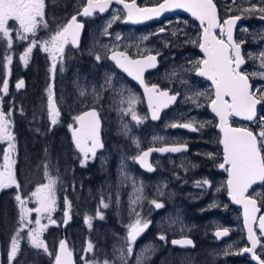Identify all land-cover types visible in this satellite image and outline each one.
I'll return each mask as SVG.
<instances>
[{
	"label": "rangeland",
	"instance_id": "rangeland-1",
	"mask_svg": "<svg viewBox=\"0 0 264 264\" xmlns=\"http://www.w3.org/2000/svg\"><path fill=\"white\" fill-rule=\"evenodd\" d=\"M61 1L68 6L63 7ZM138 1L144 5L147 4L145 1L149 3L154 0ZM48 2L54 7V10L50 8L49 11L51 22L44 19L47 26L40 25L35 37L30 33L26 34L29 39L34 38L37 41V46L33 47L27 57V63L21 57L30 43L28 39L18 38L16 30L19 28V23L9 20L11 47L8 46L7 38L0 36L3 47L1 48L6 51L3 58L5 69L0 84V100L3 101V93L6 97L9 94V89L4 92L3 82L5 80L9 82L8 76L12 75V71L7 72L15 62L11 52L12 47H17L22 41L26 42V47L21 49L18 60L22 72L34 73L36 67L32 58L38 53L46 55L48 61L45 68L48 72L43 71L47 76L42 82L39 99L34 108L30 109L31 134L27 142H30L33 149L37 144V149L32 152L36 153L35 159H29V155L26 154L23 155L24 161L19 158L18 143L15 138L16 125L13 120L15 110L18 108L13 102L2 107L5 104L0 101V111L11 120V133L15 144L14 150H9L8 142L0 141V170H3L4 154L7 152L10 159L15 161L13 170L19 184V188L13 185L15 188L11 186L0 189L2 191L13 189L12 196H2V202L0 201L1 214L9 216L7 222L12 225L10 237L4 232L1 237L4 240L7 238L11 247V240L18 230L19 242L22 240L30 242V228L44 226L42 236L43 231H48L51 227L63 229L62 226L65 225L66 236L59 234L56 238V247L59 240L65 237L76 264H105V262L137 264L138 260L140 264H252L244 263L237 258L239 242L242 240L239 236H245V233L239 222L238 211L230 208L224 195L226 190L223 183L226 179V171L218 168L223 162L221 137L217 130L219 135L216 131L212 133L216 118L208 109L209 102L214 98V92L208 82L196 76V62L203 59L198 47L201 35L198 23L191 22V19L185 16L184 20L173 18L156 22L153 29L145 24L140 26L124 24L125 13L118 5L110 6L103 13L96 12L91 16L81 17L79 20L86 27L85 35L76 48L66 45L64 52L57 54L51 84L52 59L50 53L43 50L42 42L49 40L57 31L63 29L69 17L77 15L86 0H48ZM44 3L46 4V0ZM221 8L223 16L234 11L235 16L239 15L243 18L235 31L237 43L241 45L242 55L246 61L241 66V70L249 75L254 91L264 90V79L251 75L253 72L264 71L260 67L264 59L262 57L264 12L258 10L264 8V0H226L221 3ZM45 9L46 6L44 14ZM247 9L252 10L245 11ZM62 12L70 13L66 20ZM117 16L119 19H114ZM122 48L136 57L158 53L163 58L156 75L160 76L164 87L168 88L167 85H170L173 87V93L178 91L179 98L173 108L165 111L163 116L161 114V120L152 122L147 117L141 93L116 66L113 67L108 57L109 53ZM96 56L100 59L97 60ZM8 57H11L10 63ZM20 81H23V85L17 87ZM12 85L16 94L25 97L27 86L24 79L16 78ZM49 87L53 90L60 111L55 125L51 123L47 107ZM82 91L83 95H81ZM259 94L257 92V95ZM130 95L135 97L132 111L139 118V122L132 119L131 112L125 111L128 108L127 99ZM96 107L99 108L104 127L112 134L106 137V145L95 158L90 154L85 158L84 153L73 147L70 129L76 124L74 120L76 116L88 108ZM262 118H264V102L258 106L256 119L253 122L259 130ZM184 123L194 125L197 134L186 128L180 129L182 127H177L178 131H176L173 129L175 127L171 126ZM43 124L44 127L41 126ZM205 133L209 136L203 138L201 134ZM185 138L191 139L189 143H194L197 152L207 157L204 161L206 164L198 162L187 152H180L169 157H156L158 164L161 163L160 171L156 170L151 174L147 172L149 176L146 178L142 175L143 170L139 168L135 158L143 151L141 149L144 143L156 141L163 144L184 141ZM47 139L52 140L54 155L49 148L43 147ZM72 148L73 154L69 150ZM32 156L30 154V157ZM54 159L58 164L54 163ZM28 161L29 164L25 166ZM22 165L25 167L21 171L19 168ZM87 166L93 167L95 177L86 178L84 181L83 172H88ZM29 167L33 174L30 180H34V183L22 181L31 177L27 170ZM48 176L56 179L53 210L42 215L31 212L28 219L32 223L22 227L19 219L20 203L15 197L21 196L26 202L25 208L38 207L32 193L37 187L48 183ZM205 180L209 184H204ZM138 189L142 191L138 193ZM207 190L213 199H208L209 201L204 204L199 203L198 197ZM256 193L255 197L260 202H264V187L257 189ZM138 196L140 198H137ZM152 201L162 204L163 207L156 208ZM219 207L227 210L228 213L208 215L204 212L205 209L219 210ZM137 214L142 224L148 222L150 226L134 243H131L132 251L128 253L127 248L130 243L127 240L128 226L135 222ZM226 215L227 222H224ZM0 219L3 225L5 220L3 217ZM37 219L40 220V225L35 223ZM220 227H228V232H232L233 235L215 239L214 231L224 229ZM240 229L242 232L239 235ZM60 232L62 233L61 230ZM161 236L165 239L161 240ZM183 236L197 237L198 246H194L195 249L180 248L171 243L172 239ZM51 239L49 235L48 242ZM89 243L93 245L91 251L87 250ZM2 245L3 241L0 246Z\"/></svg>",
	"mask_w": 264,
	"mask_h": 264
},
{
	"label": "snow or ice",
	"instance_id": "snow-or-ice-1",
	"mask_svg": "<svg viewBox=\"0 0 264 264\" xmlns=\"http://www.w3.org/2000/svg\"><path fill=\"white\" fill-rule=\"evenodd\" d=\"M112 2L113 0H86V6L83 7L82 15L91 16L97 9L100 12H104ZM115 2L123 4L124 9H126L127 19L134 23L158 17L162 13L172 9H184L200 21L203 33L202 42L198 44V47L203 51L204 58L196 62V71L198 75L211 80L215 86L214 98L211 99V108L219 116V127L223 132V139L220 141L223 144V163H220L219 167L229 173L227 181L228 195L235 203L243 204L244 207V222L247 226L248 240L251 241V247L245 248L243 251L252 252L259 264H264V260L256 256L254 251L259 238L253 230V224L256 223V213L259 209L256 200L245 195L248 189L257 181L264 182V118L260 121L261 129L258 133H254L247 127L233 128L229 124V117L231 116L254 121L256 119L257 105L264 102V90L256 89L254 91L252 85L249 83V75L241 70V65L245 63V60L241 53V45L233 39V27L241 17L237 15L225 19L223 24H221L214 0H161V2H158L153 7H139L135 0H131V3H127L125 0H115ZM44 7V0H0V36L7 38L8 46L11 47L12 40L9 30V20L19 23V28L16 30L18 38L28 39L30 43V46L21 57L25 63H27V57L32 52L33 47L37 46V41L34 38L29 39L26 34L30 33L32 37H35L40 25L47 26L44 21ZM251 10L247 9L245 11ZM258 10L264 12V8ZM114 19H119V17H114ZM82 27L83 25L77 22V17L74 15L66 27L57 31L49 40L42 42L43 50L51 55L53 69L56 67L57 54L63 53L64 46L69 41L73 44L77 43ZM216 28H220V37L214 32ZM262 57H264V54H262ZM7 59L10 63L11 57ZM96 59L99 60L100 57L96 56ZM111 59L116 62L119 68L123 69L129 76H133L141 84H144L142 79L143 72L147 68L156 66V57L151 55L144 59L133 60L124 53L117 54L114 52ZM260 67L264 69V59H262ZM251 75L264 79V71L253 72ZM110 80L111 78L109 77V83ZM22 85L23 81H20L17 87H21ZM3 89L4 92H7V80L3 82ZM145 92L148 95L149 106L152 108V119L154 120L159 118L161 107H166L168 102L175 100V96L169 97L167 92L158 91L155 85L151 88L145 85ZM257 92L260 94L257 95ZM83 94L82 91L81 95ZM127 103L128 108L125 111L131 112L132 119L139 122V118L132 111L135 97L130 95ZM47 107L51 123L55 125L60 111L51 87L48 89ZM74 120L79 125L78 128H72L76 148L84 153L85 158H87L89 153L95 156L96 149L103 147L99 139L100 124L98 113L95 110H91L76 116ZM171 126L196 130L192 127L191 123L173 124ZM70 127L72 126L70 125ZM0 141H7L8 149L14 150L15 144L13 143L14 136L11 133V120L10 118H6L2 111H0ZM182 147L184 146L165 147L155 150L161 152H179L182 150ZM147 155L148 152H145L144 157ZM4 161L3 170H0V189L13 185L19 188L13 170L15 161L10 159L7 152L4 154ZM141 162H144L143 158H141ZM226 165L228 166L227 168H225ZM204 184L207 185L209 182L205 180ZM55 185L56 179L48 176V183L36 188L32 196L36 198L39 206L34 209L25 208L26 202L20 195L15 197L20 203L19 219L22 227H26L32 223L28 219V215L31 212L34 211L42 215L50 213L53 210V205L55 204ZM137 191L140 193L142 190L138 189ZM137 198L140 197L138 196ZM152 203L156 208L163 207L162 204L156 201H152ZM35 223L40 225V220L37 219ZM89 226L91 225L89 224ZM43 227L30 228L29 240L34 248L43 249L48 253L47 245L40 238ZM128 227L127 240L130 243L127 251L131 253V243H134L137 236L148 227V222L142 224L137 214L135 222ZM259 230L261 235L264 236V217L259 219ZM216 235H227V229L223 232L218 231ZM19 236L20 231L18 230L16 236L11 240V247L8 252L10 261L15 259L18 254ZM160 239L163 240L165 237L161 236ZM172 243L192 245L190 239L173 240ZM92 248L93 245L89 243L87 250L91 251ZM48 254L52 255V253ZM55 264H72V252L67 248L66 241H60L59 253L55 255ZM137 264H140L139 260Z\"/></svg>",
	"mask_w": 264,
	"mask_h": 264
},
{
	"label": "trees",
	"instance_id": "trees-1",
	"mask_svg": "<svg viewBox=\"0 0 264 264\" xmlns=\"http://www.w3.org/2000/svg\"><path fill=\"white\" fill-rule=\"evenodd\" d=\"M61 3L63 7L68 6V5H64V1L63 2L61 1ZM45 6H46V9H45V14H44L45 15L44 19L45 21L49 20L51 22L50 17H49V11H50V8H53L54 10V7L51 6L48 0H46ZM62 13L64 15V20H66L70 13H66V12H62ZM1 47L2 46L0 43V84L2 80V72L5 69L4 64H3V58H4V55L6 54V51H4V49H2L3 47L2 48ZM25 47H26L25 41H22L17 47L16 46L12 47L11 52L13 55V59H15V62L7 70V72L12 71V75L10 77L8 76V78H10V81L7 82L9 84V88H8L9 94L6 97L5 94L3 93V101L2 99L0 100L1 102L5 104V106H2V107H6L8 104L10 105V102H13L14 106L18 108V110H15L13 120L16 125L15 126V138H17V143H18V150H19L18 156L22 161H24L23 159L24 154L29 155V159L30 158L35 159L36 157V153H32V152L35 149H37V144H35L34 146L35 148L33 149L31 148L30 142L29 141L27 142L31 134L30 122L32 119L30 118V112H31L30 109L31 107L34 108L35 104L37 103L39 99V93H40V89L42 88V82H44V78L47 76L46 73H44L43 71L45 70L46 65L48 64V61L46 60L47 59L46 55H42L38 53L32 58V62L34 61L35 63L34 67H36V69L34 70V73L29 72L28 74L25 71L22 72L21 67L18 65V60H19V54H20L21 49ZM45 71L48 72L47 70ZM16 78L24 79L25 86H27V90H26L27 93L25 97L19 94H16L14 92L12 84L14 83V80ZM34 125H35V122H34ZM41 126L44 127V124ZM48 132L50 131L48 130ZM47 142L45 141V144H43V147L49 148V151H51L54 155L52 140L47 139ZM69 150L72 154L74 153L73 148ZM30 154L33 156L30 157ZM29 161L25 163V166L29 164ZM25 166L22 165L19 168V170L22 171L23 167ZM87 168H88V172L85 173L82 171L84 173V177H83L84 181L86 178L93 179L95 177V173L92 170L93 167L89 168L87 166ZM27 170L30 172L32 176L28 177L25 180V182L31 181L32 183H34V180H30L33 177V174L31 173L32 172L31 168L29 167V169ZM91 183H95V182H91ZM2 194H4V197H7L9 195L12 196L13 189L7 190L3 192ZM76 200L79 201V199H76ZM0 201L2 202V200ZM1 202H0V207H1ZM80 203H81V199H80ZM3 208H6V207L3 206ZM10 214H13V213L10 212ZM0 217H3L5 220L3 225L0 221V238H1L0 245H1V241H3V245L0 246V264H52V260H53V256H54V252L56 248V238L59 237V234L61 236H66L65 229H62L61 227L60 228L51 227L48 229V231H43L44 234L41 236L42 237L41 239L47 245L48 253H52V255H49L43 249L34 248L30 242L22 240L21 242H19V251H18L16 258L10 261L8 257L10 244L8 243V239L6 238V240H4V238L1 237V235L4 232L5 235L10 237V229L12 225L11 223L7 222L9 219V216L2 215L1 211H0ZM60 230L62 231V233L60 232ZM52 231H53V235H52ZM49 235H51L52 239L48 242Z\"/></svg>",
	"mask_w": 264,
	"mask_h": 264
},
{
	"label": "water",
	"instance_id": "water-1",
	"mask_svg": "<svg viewBox=\"0 0 264 264\" xmlns=\"http://www.w3.org/2000/svg\"><path fill=\"white\" fill-rule=\"evenodd\" d=\"M125 2H127V3H131V1H125ZM135 2H136V4H137L139 7H153V6L156 5V4H155V5H144V6H141V5L138 4L137 0H135ZM214 3H215V2H214ZM112 4H115V5L121 6V8L123 9V11H124V13H125V14H124V20H123V23H124V24H129V25H134V26H140V25H142V24H147V23H150V22H159V21H161L162 19H164V18H168V17H171L172 15H175V14H177V15H182V16H187V17H189L190 19H193L194 21H196V22L200 25V27H201V28H200V29H201L200 43L202 42V33H203V29H202V26H201V24H200V21L197 20L195 17H193V16L191 15L190 12H188V11H186V10H184V9H172V10H170V11H166V12L162 13V14H161L160 16H158V17H153L152 19L142 20L141 22L134 23L133 21L127 19V16H126V9H124L123 4H118V3L115 2V0H113ZM112 4H111V5H112ZM111 5H110V6H111ZM84 6H86V2H85V4H84ZM84 6H83V7H84ZM110 6L108 7V9L110 8ZM83 7H82L81 10L79 11L78 15H75V16L77 17V22L80 23V24H82V25H83V23H82L81 21L78 20V16H79V17H83V18L88 17V16H83V15H82ZM108 9H107V10H108ZM95 12L103 13V12H100L98 9H97ZM95 12H93V14H94ZM217 13H218V9H217ZM73 16H74V15H73ZM71 18H72V16L69 18L68 22L66 23V26H67V24L71 21ZM218 18H219V15H218ZM226 19H228V18H226ZM224 20H225V19H224ZM219 21H220V18H219ZM241 21H242V18L239 19L238 21H236V24H235V26L233 27V39H234V33H235L236 26H237ZM66 26H65V27H66ZM205 26H206V25H205ZM82 29H83V27L80 29L79 37H78V40H77V43H76V44H73V43H71V41H69L70 45H71L72 47H74V48H76V47L79 45V43H80L81 36H82ZM217 29H220V28H216V29H214L215 34H216V30H217ZM64 47H65V46H64ZM199 51H200V53L202 54V56L204 57V53H203V51H202L200 48H199ZM114 52L117 53V54H119V53H124V54L127 55L130 59H133V60L144 59V58H146L147 56H150V55L156 57V66H155V67H152V68H147V69L143 72L142 79H143V81H144V84H141L138 80L134 79L133 76H129L128 73L124 72L123 69L119 68L118 65L116 64V62H115L114 60H113V61H114L115 66H116V68H117L118 70H120V71H121V72H122V73H123L128 79H130L133 83H135L137 86H139V88H140V90H141V92H142V94H143V96H144V99H145V105H146V108H147V111H148V114H149V118H150V120H152L153 122L158 121L159 118H160V116H161V114H162V112L165 111V110H168V109L170 108V106H173V105L175 104L176 100H177L178 97H179V93H178V92H177V93H170L169 90H167V89H160V88L157 86L158 91H160V92H167L169 97H171V96H175V100L168 102L166 107H161V108H160V111H159V118H158V119H155V120L152 119V108H150V106H149L148 95H147V93L145 92V85H146V83H145V79H144V74H145L147 71H153V70H155V69L158 67L157 55L149 53V54H147V55H145V56H139V57L131 58V57L129 56L128 53H126V52H124V51L115 50V51H113V52L110 53V55H109V58H110V59H111V56L113 55ZM111 60H112V59H111ZM242 65H243V64H242ZM242 65H241V66H242ZM53 73H54V69H53L52 66H51V74H50V77H51V79H50V83H51V84H52ZM196 75H197V76H200V75L197 74V71H196ZM200 77H204V76H200ZM204 78H205L206 80H208V81L212 84L213 92H214V91H215V86H214V84L212 83V81L209 80L207 77H204ZM249 83H250V81H249ZM250 84H251V83H250ZM148 87L151 88L152 86H148ZM165 99H167V98H165ZM259 105H260V104L257 105V108H258ZM208 109H209V112H210L211 114H213V115L215 116L216 120H217L216 129H217L218 132L220 133V137H221L220 140H222V139H223V132H222V130H221L220 127H219L220 118H219V116L216 115V113H214V112L212 111V108H211V101H210L209 104H208ZM91 110H95V111L97 112V110H96L95 108H88V109L84 110L83 112H81L79 115H82L83 113L88 112V111H91ZM97 113H98V112H97ZM256 114H257V110H256ZM79 115H78V116H79ZM230 118L235 119L237 122L242 123L243 125H246V124H249V123H252V122H253V121H248V120H245V119H243V118H241V117H237V116H231V117H229V120H230ZM98 119H99V124H100V126H99V139H100V127H101V122H100V117H99V115H98ZM229 124H230V123H229ZM78 127H79V125L76 123L75 126L72 127V128H78ZM192 127L194 128V126H192ZM231 127H233V128H237V127H244V126L231 125ZM72 128L70 129V139H71V142H72L73 147H74L77 151L80 152V150H79L78 148H76V146H75V142H74V140H73V132H72ZM186 129H191V128H186ZM191 130H192V129H191ZM249 130H250V129H249ZM257 133H258V132H257ZM100 142L102 143L101 139H100ZM221 144H222V143H221ZM181 146H184V147H182V150L179 151V152H171V151H164V152H161V151H156V150H155V149H160V148H165V147H181ZM102 148H103V147H102ZM102 148L98 147V148L96 149L95 154H96L98 151H100ZM150 150H151V151H150ZM186 150H187V145H186V144H185V145H182V144H173V145H172V144H167V145L155 146V147H151V148H148V149H146V150H143V151H142V152H141V153L135 158V161H136L137 165L139 166V168H140L141 170H143V171H145V172H148V173H152V172L155 170L154 166H153V165L151 164V162H150V156H151L152 153H157V154H159V155L164 156V155H167V154H178V153H180V152H185ZM145 152H148V155H147L146 157H144V153H145ZM222 153H223V144H222ZM89 154L92 155L91 153H89ZM141 158H143V161H144L143 163L141 162ZM222 163H223V162H222ZM227 167H228V166L226 165V168H227ZM228 179H229V173L227 172L226 185H227V181H228ZM262 183H264V182L257 181L255 184H253V185L248 189V191H249L253 186L260 185V184H262ZM227 190H228V189H227ZM248 191L245 193V195L248 193ZM228 198H229L230 203H231L232 205H234V206H239V207H241V209H242V225H243V229H244V233H245V239H246V241H247V243H248V247H247V248H250V247H251V241L248 240V230H247V226L245 225V222H244V207H243V204H237V203H235L229 195H228ZM261 217H264V212L261 213V214H259V211H258V212L256 213V223L253 224V230H254V232H255V234H256V236H257L258 238H259V235L262 236L261 233H260V230H259V219H260ZM146 229H147V228H145L144 231H146ZM255 229L258 230V233L256 232ZM224 230H225V229L217 230V231L215 232V237H216L217 239H221V238H224V237L229 236V232H228V230H227V235H221V236H217V235H216V233H217L218 231L223 232ZM144 231L141 232V233L137 236L136 239H138V237H140V236L144 233ZM262 237H264V236H262ZM184 239H190V240L192 241V245H180V244H174V245H177V246H179L180 248H193V247H194L193 240H192L190 237H187V236H183V237H180V238H174V239L171 240V243H172L173 240H184ZM60 241H66L67 248L69 249V245H68V242H67L66 238H65V237H62V238L59 240L58 244H57V247H56V250H55V255L59 253V244H60ZM172 244H173V243H172ZM258 247H259V239H258L257 247H256L255 250H254L256 256H258L257 253H256V250L258 249ZM69 250H70V249H69ZM244 252H245V251H244ZM245 253H247V254L249 255V257H250V262H251L252 264H259V262H258V261L255 259V257L253 256L252 252H245ZM55 255H54V259H53V263H52V264H55ZM72 264H76L73 253H72Z\"/></svg>",
	"mask_w": 264,
	"mask_h": 264
},
{
	"label": "flooded vegetation",
	"instance_id": "flooded-vegetation-1",
	"mask_svg": "<svg viewBox=\"0 0 264 264\" xmlns=\"http://www.w3.org/2000/svg\"><path fill=\"white\" fill-rule=\"evenodd\" d=\"M161 0H154V1H151V2H149L148 3V1H145V3H147V4H144V5H155V4H157L158 2H160ZM226 0H214V2H215V4H216V6H217V9H218V15H219V18H220V23L221 24H223V21H224V19H226V18H232V17H235V12L233 11V12H229L227 15H225V16H223V14H222V11H221V3L222 2H225ZM139 4H140V1H139ZM141 5V4H140ZM78 15V14H77ZM70 18V17H69ZM179 19L180 18V20H184V18L183 17H179V16H174V17H171V18H168L167 20H170V19ZM183 18V19H182ZM246 19V21H247V18H245ZM244 19V20H245ZM78 20H79V18H78ZM80 21V20H79ZM191 21V20H190ZM242 21H243V18H242ZM241 21V22H242ZM82 22V21H81ZM191 22H193V21H191ZM240 22V23H241ZM145 26H148L150 29H153L156 25L152 22V23H149V24H146ZM200 27V26H199ZM201 28V27H200ZM85 30H86V27H85V24H84V26H83V29H82V36H81V39H83L82 37L85 35ZM216 35L218 36V37H220L221 36V33H220V29H217L216 30ZM236 37V35H234V41L235 42H237V37ZM70 45V43L68 42L66 45ZM65 45V46H66ZM119 51H124V52H126V53H128L129 54V56L131 57V58H135L136 56H134L131 52H129V51H125V50H123V48L122 49H119ZM243 52V49H242V47H241V53ZM151 54H153V53H151ZM109 55H110V53H109ZM157 55V61H158V64L160 65V62H161V56L157 53L156 54ZM202 55V54H201ZM109 57V56H108ZM203 57V56H202ZM204 58V57H203ZM110 59V58H109ZM163 59V58H162ZM110 61H111V63H112V65H113V67H115V63H114V61L113 60H111L110 59ZM245 63H246V61H245ZM242 68V67H241ZM195 71H196V69H195ZM156 73H157V69H155V70H153V71H149V72H146L145 73V83H146V85L147 86H153V85H155L156 87L158 86L160 89H167V90H169L170 92H172V86H170V85H167L168 86V88H166V87H164L163 86V82L161 81V79H160V76L157 74L156 75ZM195 74V73H194ZM197 76V75H196ZM198 78H201L202 80H204L205 82H208L211 86H212V84L208 81V80H206L204 77H200V76H197ZM50 78V77H49ZM127 78V77H126ZM128 79V78H127ZM129 80V79H128ZM130 81V80H129ZM131 82V84L141 93V96H142V98H143V101H144V105H145V99H144V96H143V94H142V92H141V90H140V88H139V86H137L136 84H134L132 81H130ZM212 89H213V87H212ZM176 92H178V91H176ZM173 93V92H172ZM213 97H214V94H213ZM177 102L178 101H176L175 102V104H174V106L177 104ZM174 106H170V108L169 109H171V108H173ZM96 110H97V112H98V115H99V117H100V120H101V127H100V139H101V141H102V144H103V148H104V145H106V137H108L110 134H112L110 131H108L105 127H104V121H103V119H102V116H101V114H100V111H99V108L98 107H96L95 108ZM144 109L147 111V108H146V105L144 106ZM168 109V110H169ZM167 111V110H166ZM165 112V111H164ZM164 112L162 113V116H163V114H164ZM149 114H148V111H147V117L149 118V116H148ZM48 118H49V116H48ZM150 119V118H149ZM161 119H162V117H161ZM160 119V120H161ZM255 121V120H254ZM253 121V122H254ZM252 122V123H253ZM229 123H230V125H236V126H244V127H247L248 129H250L251 131H253L254 133H257V132H259L260 130L257 128V125H255V123H253L252 125H243L242 123H239V122H237L235 119H233V118H230V120H229ZM216 124H217V120H216ZM216 124H215V129L213 128V132L212 133H214L217 129H216ZM195 129H197L196 127H194ZM173 129H175L176 131H178V128L177 127H175V128H173ZM180 129H182V128H180ZM218 131V130H217ZM216 131V132H217ZM193 134H197V131L195 130V131H191ZM201 132V131H200ZM198 133H199V131H198ZM200 134V133H199ZM217 134L219 135V133L217 132ZM203 135V138H206V137H208L209 136V134L207 135L206 133L205 134H201V136ZM220 137V136H219ZM190 140L191 139H184V141H177V142H166V143H163V144H159V143H157L156 141H149V142H147V143H144L143 144V147H142V149L141 150H146V149H148V148H151V147H155V146H161V145H167V144H182V145H187V148H188V151H187V153H188V155L189 156H192L193 158H195V159H197V161L198 162H200V163H202V164H206L204 161L207 159V157L204 155V154H202V153H198L197 152V150L198 149H196V146H195V144L193 143H189L190 142ZM196 149V150H195ZM222 150V149H221ZM196 151V152H195ZM142 152V151H141ZM140 152V153H141ZM99 153V152H98ZM97 153V154H98ZM51 154V153H50ZM49 154V155H50ZM96 154V155H97ZM96 155L93 157V158H95L96 157ZM170 155H178V154H167V155H164V156H166V157H169ZM158 156H162V155H159V154H157V153H152L151 154V156H150V162H151V164L154 166V168H155V170L154 171H160V164H158V162L156 161V157H158ZM174 157H176V156H174ZM51 158V157H50ZM54 163H57L58 164V162L56 161V159H54ZM48 165H49V163H48ZM218 168L221 170V171H224L225 169H222V168H220L219 166H218ZM225 168H226V166H225ZM153 171V172H154ZM158 171V172H159ZM178 172H179V170H177ZM226 171V170H225ZM144 172V173H143ZM142 172V175L146 178V177H148L149 175H147V172H145V171H143ZM149 174H151V173H149ZM32 176V175H31ZM225 180H224V187H225V190H226V193H224V195H225V197H226V199L228 200V202H229V204H230V208H234L236 211H238V215H239V222L241 223V226H243L242 225V209H241V207H239V206H234V205H232L231 203H230V200H229V198H228V190H227V185H226V180H227V174H225ZM22 180V179H21ZM23 182H25V180H22ZM25 184V183H24ZM260 187H264V183H262V184H260V185H256V186H253L249 191H248V193L246 194V196H248V197H250L251 199H255L256 200V202H257V207H258V209H259V214H261V213H263V211H264V202H260V200L257 198V197H255L256 195L255 194H257L256 193V191H257V189H259ZM12 188H15L14 186L12 187ZM1 192H3L2 190H0V194H1ZM208 199H213L212 198V196L209 194V190H207V192H203L202 194H201V196L200 197H198V202L199 203H202V204H204L206 201H209ZM197 202V201H196ZM201 204V205H202ZM66 212V211H65ZM65 212H64V216H65ZM204 212L206 213V214H211V213H218L219 215H222V213H226L227 212V210H225V209H222L221 207H219V210H214V209H205L204 210ZM228 213V212H227ZM72 217L74 218L75 217V215L73 214V212H72ZM227 215L225 216V219H224V222H227ZM65 225H63L62 227H63V229L65 228L64 227ZM150 225H148V227H149ZM220 228H224V229H227L228 227H220ZM217 230H219V229H216L215 231H214V238L215 239H217L216 237H215V232L217 231ZM244 230V229H243ZM256 230V232L258 233V230L257 229H255ZM242 232V229H240L239 230V235H240V233ZM230 234H229V237L231 236V235H233L232 234V232H229ZM239 237H241L242 238V240L239 242V249H238V253H237V258L240 260V261H243L244 263H249L250 262V257H249V255L247 254V253H245L244 251H243V249H245V248H247L248 247V244H247V242H246V240L244 239L245 238V236L243 235V236H239ZM192 240H193V242L195 243V246H198V244H199V239H197V237L196 238H191ZM218 242H220V240H218ZM200 243H201V241H200ZM196 247H194V249H195ZM256 253H257V255L260 257V259L261 260H264V237H262V236H260L259 235V247H258V249L256 250Z\"/></svg>",
	"mask_w": 264,
	"mask_h": 264
},
{
	"label": "bare ground",
	"instance_id": "bare-ground-1",
	"mask_svg": "<svg viewBox=\"0 0 264 264\" xmlns=\"http://www.w3.org/2000/svg\"><path fill=\"white\" fill-rule=\"evenodd\" d=\"M188 151V148H187V150L185 151V152H187ZM149 228V227H148ZM194 243V242H193ZM194 246H195V243H194Z\"/></svg>",
	"mask_w": 264,
	"mask_h": 264
}]
</instances>
